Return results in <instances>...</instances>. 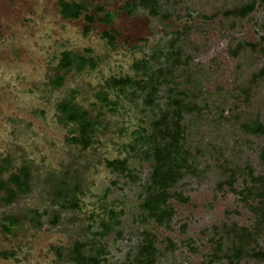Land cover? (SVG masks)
<instances>
[{
    "label": "rangeland",
    "instance_id": "obj_1",
    "mask_svg": "<svg viewBox=\"0 0 264 264\" xmlns=\"http://www.w3.org/2000/svg\"><path fill=\"white\" fill-rule=\"evenodd\" d=\"M60 1L0 0V163L6 159L11 163L2 179L20 167L31 175L28 194L7 206L0 202V253L7 254L0 257V264H73L69 259L73 244L85 241L104 248L106 263L124 264L133 258L143 231L159 241L157 264H227L212 257V229L253 224L237 193L243 180L235 183L234 191L218 186L210 145L221 151L224 141L232 145L229 124L220 130L213 127L216 115L210 111L200 129L190 132L192 145L195 133L201 140L199 174L186 178L176 189L180 197L169 201L175 213L170 228L143 221L141 204L152 163L140 156L136 133L150 131L167 103V88L160 87L157 107L152 109L141 92L119 90L108 81L113 77L139 81L143 75L134 67L138 61L147 60L151 71L164 67L161 55L171 51L168 44L177 35L191 44L185 51L210 76L205 91L214 96L221 92L219 99L241 84L256 88L248 80L264 68V2L230 30L222 27L226 19L220 0H168L176 5L167 18H154L142 9L128 12L127 4L135 0H64L87 6L94 17L91 25L83 18L64 19ZM105 14L113 16L110 24L104 22ZM105 32L114 37L113 45ZM253 42L261 55L246 61L248 55H240L241 50ZM63 52L86 57L94 66L61 71ZM60 76L62 84L56 87L53 82ZM259 83L252 94L264 113V80ZM63 102L85 110L94 122V141L88 149L71 142L75 126L60 112ZM234 103V98L228 99L224 116ZM247 141L240 147L242 157L256 174L264 173V135ZM236 153L225 150L230 158ZM115 160L125 161L128 173L107 166ZM75 202L77 209L72 208ZM111 210L118 214L115 219L108 215ZM4 216L20 219L11 233L2 228ZM259 243L264 249V233Z\"/></svg>",
    "mask_w": 264,
    "mask_h": 264
},
{
    "label": "trees",
    "instance_id": "obj_2",
    "mask_svg": "<svg viewBox=\"0 0 264 264\" xmlns=\"http://www.w3.org/2000/svg\"><path fill=\"white\" fill-rule=\"evenodd\" d=\"M220 1L226 19V24L222 27L230 30L241 26L242 21L254 10L259 1L264 2V0ZM175 5L176 1L135 0L134 3L127 4L126 10L132 12L142 9L154 18H167L169 9L174 10ZM58 8L64 19L83 18L88 25L94 22V17L88 14L87 6L82 4L61 0ZM103 20L110 24L113 16L105 14ZM89 31L90 27L87 26L85 32ZM104 37L113 45L114 37L109 32H105ZM168 46L171 51L161 55L165 58L164 67L151 71L147 60L138 61L134 67L143 75L139 81L130 77H113L108 81L109 86L119 90L131 88L141 92L146 106L152 109L157 107L156 101L160 87L167 88V103L153 119L150 131L144 135L136 133L140 156L152 163L149 180L144 186L145 198L141 204V211L145 214L144 218L142 217L143 221L151 220L158 226L170 228V222L175 213L169 207V201L180 197L176 189L186 178L196 177L199 174L197 155L202 154V150L198 147L201 140L195 133V145H192L189 134L192 130L197 132L200 129L199 125L206 120L210 111H214L216 118H213L211 125L220 130L224 124H229L228 132L232 140L231 146L224 141L226 146L222 151L210 145V148L214 150V154H211L215 161L214 167L220 178L218 186H227L229 190H233L235 183L239 179L243 180V188L237 193L249 208L253 216V224L251 228L237 223L214 227L210 239L212 257L217 262L226 261L227 264H240L243 260L264 262V249L259 243L264 233V173L256 174L240 151V147L248 138L247 144L250 143L251 137L264 135V113L256 102V95L252 94L259 87V82L264 80V68L249 76L248 84L257 85L256 88L241 84L232 94H225L218 99V96L222 95L221 92L214 96L204 90V83L212 80L201 66L194 64V59L187 54V50L185 51L191 44H185V41H181L176 35ZM246 47L247 49L242 48L243 52L240 54L248 55L246 61L254 59L255 54L259 59L261 53L258 52V46L254 42L247 43ZM88 65L93 67L94 62L71 52L61 53L59 60L61 71L67 72L74 68L81 71ZM53 83L56 87L61 86L62 77H58ZM233 98L237 103L232 104L228 116H224V107L228 99ZM103 100L107 99L103 98ZM59 110L67 123L75 126L71 142L83 149H88L94 141V122L89 114L70 102L61 103ZM225 150H232V153L237 151V153L230 158L225 155ZM1 162L0 192L3 196L0 202L7 206L17 197L30 192L31 175L26 167H20L3 180L2 177L10 170L11 163L9 159ZM107 166L114 172L128 173L125 161H108ZM72 208H78L77 202L72 204ZM108 215L111 219H115L118 214L111 210ZM56 221L57 219L54 223ZM19 224L20 219L14 216H4L1 219L2 228L7 233H11V230L16 229ZM103 228L109 230L107 223H103ZM158 243L154 234L143 231L133 258L124 264H157ZM105 253L104 248L98 243L76 242L70 250L69 259L73 264H108ZM0 257L7 258V254L0 253Z\"/></svg>",
    "mask_w": 264,
    "mask_h": 264
}]
</instances>
